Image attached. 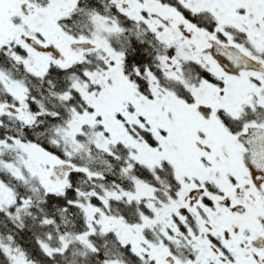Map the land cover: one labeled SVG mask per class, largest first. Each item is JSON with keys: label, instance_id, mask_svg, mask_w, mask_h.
I'll use <instances>...</instances> for the list:
<instances>
[{"label": "snow or ice", "instance_id": "obj_1", "mask_svg": "<svg viewBox=\"0 0 264 264\" xmlns=\"http://www.w3.org/2000/svg\"><path fill=\"white\" fill-rule=\"evenodd\" d=\"M0 264H264V0H0Z\"/></svg>", "mask_w": 264, "mask_h": 264}]
</instances>
